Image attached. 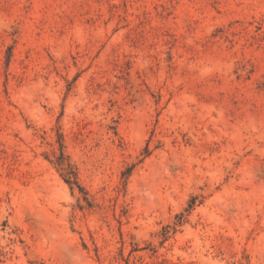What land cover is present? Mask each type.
<instances>
[{
	"label": "rangeland",
	"instance_id": "374dc122",
	"mask_svg": "<svg viewBox=\"0 0 264 264\" xmlns=\"http://www.w3.org/2000/svg\"><path fill=\"white\" fill-rule=\"evenodd\" d=\"M0 264H264V0H0Z\"/></svg>",
	"mask_w": 264,
	"mask_h": 264
}]
</instances>
